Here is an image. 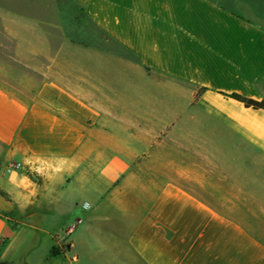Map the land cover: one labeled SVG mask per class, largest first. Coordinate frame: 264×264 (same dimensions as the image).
<instances>
[{
  "label": "crops",
  "instance_id": "obj_1",
  "mask_svg": "<svg viewBox=\"0 0 264 264\" xmlns=\"http://www.w3.org/2000/svg\"><path fill=\"white\" fill-rule=\"evenodd\" d=\"M231 94L264 100V0H0V264H264V111Z\"/></svg>",
  "mask_w": 264,
  "mask_h": 264
},
{
  "label": "rangeland",
  "instance_id": "obj_2",
  "mask_svg": "<svg viewBox=\"0 0 264 264\" xmlns=\"http://www.w3.org/2000/svg\"><path fill=\"white\" fill-rule=\"evenodd\" d=\"M6 82V81H5ZM12 82V81H11ZM13 83V82H12ZM5 153V150L0 148V157L1 155ZM1 164V162H0ZM12 168L11 163L8 165V168ZM77 191V189H75ZM78 194V192H76V195ZM63 196H64V201H68V202H74V184L70 185L68 188H66L65 192H63ZM79 197H81L79 194L77 195ZM87 197L89 198L90 195L87 194ZM82 203V202H81ZM15 210H12L10 212V215L12 217L16 216V212H14ZM28 213L31 214H35L34 218H37V220H42V219H48V218H54L56 217L58 220L56 221V224L53 225V227H59L60 224H62V232L61 234L64 236V239L62 241V244H65L68 246V241H67V237L64 234L67 229H69L72 225H74V210H70V209H64L60 214H54V209L51 207H45L43 206H39L38 208L32 209V211L30 212V210H27V215ZM19 233H23L22 230H20Z\"/></svg>",
  "mask_w": 264,
  "mask_h": 264
},
{
  "label": "trees",
  "instance_id": "obj_3",
  "mask_svg": "<svg viewBox=\"0 0 264 264\" xmlns=\"http://www.w3.org/2000/svg\"><path fill=\"white\" fill-rule=\"evenodd\" d=\"M229 98L241 103L245 108H251L253 110H263L264 111V100L255 101L249 98L242 97L237 94H231L228 96ZM2 217H11L10 213H2L0 214ZM67 252V245H54L50 250V256H57L59 254Z\"/></svg>",
  "mask_w": 264,
  "mask_h": 264
}]
</instances>
